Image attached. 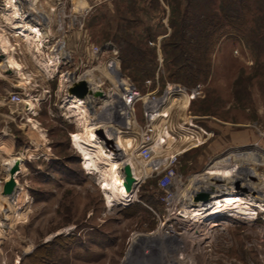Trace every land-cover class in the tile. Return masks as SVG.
I'll list each match as a JSON object with an SVG mask.
<instances>
[{"label": "rangeland", "instance_id": "rangeland-1", "mask_svg": "<svg viewBox=\"0 0 264 264\" xmlns=\"http://www.w3.org/2000/svg\"><path fill=\"white\" fill-rule=\"evenodd\" d=\"M10 1L0 0V36L10 43L8 52L0 45L4 55L0 56V140L12 137L15 149L0 153V264H264V207L245 201L241 217L223 211L181 222L168 233V206L161 199L160 177L146 174L155 164L166 163L167 159L159 161L162 153L155 151V160L148 164L139 155L134 157L137 169L131 170L134 176L140 172L141 181L134 186L131 202L113 207L100 178L105 170L88 167L73 136L83 166L71 146L69 126L48 122L44 59L57 52L60 63H79V75L92 71L98 89L105 92L103 97H93L101 115L96 127L111 133L115 144V133L132 138V151H137L143 125L141 103L135 112L139 123L129 126L113 110L118 102L111 92L117 91V85L107 65L115 56L112 36L128 25L136 35L152 28L155 37L149 48L157 54L154 79L163 89L157 93L163 96L170 86L181 84L168 80L164 64L162 45L172 32L168 1ZM16 6L23 21L14 18ZM24 24L39 29L41 51L30 44L32 36L16 35ZM93 47H98L96 54ZM258 47L252 51L243 38L225 36L212 51L210 75L196 84L200 86L196 99L191 101L183 90L162 111L166 116L170 113V133L178 139L179 148L173 147L168 156L177 158V177L169 187L183 206L185 193L194 185L223 183L214 177H234L229 182L233 189L215 191L217 198L234 192L264 205V49ZM6 59L18 61L19 67L12 64L13 71L7 69ZM17 68L32 73L37 84H30V76L20 78ZM148 81L143 86L133 83L147 92L153 85ZM183 85L189 92L196 88ZM17 91L25 104L11 103L10 96ZM126 119L128 123L131 118ZM78 133L85 136L83 130ZM172 140L167 135L166 142ZM110 149L124 153L123 147ZM11 159L21 164L12 200L3 192ZM124 162L133 166L130 159ZM202 179L214 180H204L206 185ZM208 189L202 192L212 195Z\"/></svg>", "mask_w": 264, "mask_h": 264}, {"label": "trees", "instance_id": "trees-1", "mask_svg": "<svg viewBox=\"0 0 264 264\" xmlns=\"http://www.w3.org/2000/svg\"><path fill=\"white\" fill-rule=\"evenodd\" d=\"M167 1L172 8L169 19L172 32L165 38L162 51L170 81L196 87L206 79L212 69V51L225 36L243 38L251 50H255L256 45L264 49V0ZM154 37L150 27L136 35L129 25L112 36L121 69L141 86L152 80L151 89L157 87L154 79L157 54L149 48Z\"/></svg>", "mask_w": 264, "mask_h": 264}, {"label": "bare ground", "instance_id": "bare-ground-1", "mask_svg": "<svg viewBox=\"0 0 264 264\" xmlns=\"http://www.w3.org/2000/svg\"><path fill=\"white\" fill-rule=\"evenodd\" d=\"M12 1L14 3L17 0H12ZM12 1H10V3ZM13 13H14V18H18V19L21 18L22 21L24 20L25 17H23L24 15H23V13H21L20 8L18 6L15 7V10ZM21 27L22 28L20 29V31H17L16 35H19V36L27 39V38H29L30 35H28L26 32L34 33V34H32L33 39L31 41L29 39L30 44H33L36 47L35 49L37 51H41V47H42V44L44 45V42H43V40H41V37L38 34L39 29L35 28L34 26H30V25L28 26L26 24L22 25ZM1 37L2 36H0V45H2V47L4 48V52H8L9 51L8 47L10 46V43H6V42L4 43V41ZM55 62H57V59H55V57L50 56L49 54L44 59V65L45 66L50 67V65H52V64L54 65ZM4 63H5L6 68L9 70H12V71H13V69H12L13 65L18 66V64H19L18 61L11 60V59H8V60L6 59ZM16 72L18 73L20 78H25L26 76L31 77V75L26 73L21 68L20 69L17 68ZM95 86L97 88L99 87V85L97 84V81H95ZM181 100H183L182 96H181L180 101ZM110 102L111 101L107 100V103L110 104ZM71 103H72V106L74 108V111L79 116L80 121L83 124V131L85 132V136H82L79 133L73 135L74 139H75V141H74L75 146L79 147L82 154L84 155V157L88 161V167L91 170H93V171H95L96 169L97 170H102V169L105 170L104 172H102V174H100V178H101V182L103 184V189L107 191L108 199L110 200V205L113 207L116 205H121V206L123 205L124 206L125 203H127V201L131 202L130 200L133 198V195L135 194L134 190L133 191L126 190V188L124 186L125 178H124V175L121 174L122 168L125 165V162L123 163V159H125V158L130 159L131 164H133V166H131V167L135 166L137 169V164L135 162L134 157H136V156L138 157L139 153L136 150L132 151V149L135 146L132 138L122 137V133L119 135V137H117L118 142L116 141V145H117V143H118V145L121 144V145H119V148L123 147V150L122 149L121 150L124 151L123 158L119 159L115 152H112L111 149H107L105 147V145H103L102 141L99 140L98 135L96 133L97 129H102L107 138H111V136H110L111 134L110 135L107 134L106 130H104L102 127L93 128L92 124H90L89 119L86 116V110L87 109H86L85 101L78 96L76 97L74 95H71ZM131 121H132V119H129L127 124L130 125ZM166 135H169L173 140L170 141V143L166 142L165 144H157L155 147V150L157 149L156 152L162 153L164 155L163 158L159 160L160 163L162 161H164V159H168V156L172 152L173 147L177 148V149L179 148V146H177L175 143L178 141V139L176 137H173V135L170 132H167ZM186 139H187V136H186L184 141H186ZM129 149H131V151H129ZM78 152H79V150H78ZM81 152H79V154H81ZM81 158H82V156H81ZM154 160L155 159L153 158V161ZM82 161H83V159H82ZM152 162H150V163H152ZM8 163H9L8 169L12 165L16 164V163H14L13 159L8 161ZM160 165H163V164H160ZM20 166H21V164H20ZM83 166H84V161H83ZM17 174H15V178H16ZM135 177L138 180H140V178H141V174H140V172H138V170L135 174ZM233 178L224 179V178L214 177V179H217L220 182L223 181V183H217L216 181H214V183H211V186H207V187L204 186L203 184H199V186H197L198 184L194 185L192 190H189L185 193L184 206H183V209L181 210V214H183L184 217L185 216L188 217L189 220L200 219V217L202 218V216L219 215L223 211H229V212H231L230 213L231 215L241 217L242 216L241 212H245V210L242 209L243 208V205L241 204L242 202L247 201V202H250L252 204L258 205L259 207L260 206L264 207L262 202L258 203L252 197L247 196V195H246L247 197H244V198L239 197L234 192L229 193L224 198L223 197L221 199L217 198L218 195L214 194L215 191L217 193V191H221V190H225V189H227V190L233 189L232 186L229 184L230 180H232ZM214 179H202V180H203V183H205L207 181H204V180H214ZM241 183H242V181H241ZM17 185H18V183H17ZM203 188L204 189L209 188L210 190L208 189L207 191L211 192V194H212L208 203H204L201 200L197 201L195 199L197 194L199 192H202ZM4 214H5L4 215L5 217L8 216L7 209L4 211Z\"/></svg>", "mask_w": 264, "mask_h": 264}, {"label": "built area", "instance_id": "built-area-1", "mask_svg": "<svg viewBox=\"0 0 264 264\" xmlns=\"http://www.w3.org/2000/svg\"><path fill=\"white\" fill-rule=\"evenodd\" d=\"M98 51V47H93L92 52L96 54ZM114 57L108 62V69L111 70L115 74V81L117 91L111 92L112 100L113 95L115 94L117 97L118 106L116 105L113 110L119 112V115H123L125 118V123L127 126L126 116H130L132 119L131 123H139L136 112V107L139 103L142 105V122L141 126V135L140 140L138 142L137 151L139 153L140 158L146 162L150 163L153 161L155 147L157 144H165L167 139V132H171L172 128H170V121L167 120L170 117L169 115H165L162 113L164 109H167V103H169L171 97L173 95L179 94L181 91H186L191 101L196 99L198 87L189 92V89L181 84H174L170 86L164 93L163 96L158 94L157 91L159 88L151 89L147 92H142L137 85H134L133 81L129 76L122 73L121 70V61L116 49H114ZM150 84L152 82L148 81ZM102 90V89H101ZM103 91V90H102ZM105 93V92H104ZM107 98V97H105ZM104 100V99H103ZM11 103L14 104H25V99L22 96L20 91L13 92L10 96ZM113 102V101H112ZM116 102V103H117ZM107 105V104H106ZM110 106L112 105L109 104ZM112 107V106H111ZM123 110H126L125 113H122ZM112 112V109L110 110ZM122 113V114H121ZM165 121V122H164ZM164 123V127H159L160 124ZM191 131V130H190ZM193 131V130H192ZM73 136V135H72ZM73 139V138H72ZM73 144V140H72ZM75 147V146H74ZM77 150V149H76ZM78 152V150H77ZM81 155V154H80ZM176 155L168 157L166 160V164L164 168L163 165H154L151 166L149 172L147 171V177L149 176H159L158 186L159 189L163 191V195L161 196L162 201H164L168 206V217L167 222L170 223L168 225V233L175 232L176 226H179L181 222L189 221L188 217H184L181 214V210L183 209L182 203L179 201L176 192L170 188V184L176 179L177 173L174 168V163L176 162ZM153 163V162H152Z\"/></svg>", "mask_w": 264, "mask_h": 264}, {"label": "crops", "instance_id": "crops-1", "mask_svg": "<svg viewBox=\"0 0 264 264\" xmlns=\"http://www.w3.org/2000/svg\"><path fill=\"white\" fill-rule=\"evenodd\" d=\"M11 16V14H10ZM28 35L33 36L32 32H26ZM8 36V35H6ZM29 36V38H31ZM10 38V36H8ZM33 38V37H32ZM26 39V38H25ZM28 39V38H27ZM33 47V46H32ZM56 52V50H55ZM50 56L55 57L57 59V62L54 63V65L44 66L46 69L45 73V87H46V102H47V117L48 122L52 124H61L62 125H68L70 129H68L70 134V139L72 142V138L74 134H78V132H82L83 130V124L80 121L79 116L74 111V108L71 104V94L68 92V88L72 83H74L77 79H85L90 86L93 89H98L95 86V80L91 76L92 71L85 73L84 76L79 75V63L77 64H67L64 65L63 63H60V56L57 54V52L54 54L48 53ZM78 65V66H77ZM86 65V64H84ZM89 66V64H87ZM91 68V67H89ZM16 76L17 73H15ZM31 83L36 85L37 83H34L36 80L34 75L31 73ZM18 78V77H17ZM19 83H21L20 79L18 80ZM16 85V84H14ZM18 85V84H17ZM99 90V89H98ZM85 101L86 105V116L89 119L90 124H92L94 127L101 124V115L99 110L95 107L96 101L95 99L86 97L83 99ZM54 105V107H53ZM111 134V133H110ZM109 134V135H110ZM117 137L119 136L117 133ZM111 136V135H110ZM112 137V136H111ZM5 146V147H4ZM50 146H54L51 144ZM73 146V144H71ZM6 149H4V148ZM14 139L12 137L10 138H4L3 140H0V153L3 152H9L14 150ZM74 147V146H73ZM51 148V147H50ZM75 148V147H74ZM76 149V148H75ZM53 155V154H52ZM81 156V155H80ZM82 160V158H81Z\"/></svg>", "mask_w": 264, "mask_h": 264}, {"label": "water", "instance_id": "water-1", "mask_svg": "<svg viewBox=\"0 0 264 264\" xmlns=\"http://www.w3.org/2000/svg\"><path fill=\"white\" fill-rule=\"evenodd\" d=\"M0 56L3 57L4 55L0 53ZM68 92L71 95H74L76 97L78 96L82 99H85L86 97L92 98V97L104 96V92L102 90L93 89L92 87L90 88V86L88 85L85 79H77L74 83L70 85V87L68 88ZM96 133L98 135L99 140L102 141L103 145H105L107 149H110L111 147L114 149V151H117L118 149L120 150V148H118L117 145L115 144L113 137L107 138L102 129H97ZM116 154L119 159L123 157V152L119 155L118 153ZM20 168L21 166L18 163L12 165L9 168L10 176L4 183L3 192L6 193L11 200L15 196L14 192L17 188V179L15 178V174L19 172ZM121 174L124 175L125 178L124 186L128 191H133L134 186L139 185L141 181L134 176L131 170V166L128 163H126L122 168ZM210 198L211 195L207 192H199L198 195L195 197L197 201L201 200L204 203H208Z\"/></svg>", "mask_w": 264, "mask_h": 264}]
</instances>
